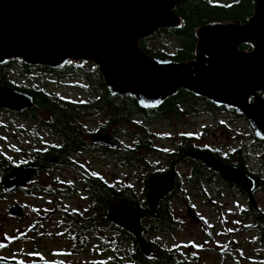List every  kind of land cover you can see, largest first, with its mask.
<instances>
[{
    "label": "flooded vegetation",
    "instance_id": "flooded-vegetation-1",
    "mask_svg": "<svg viewBox=\"0 0 264 264\" xmlns=\"http://www.w3.org/2000/svg\"><path fill=\"white\" fill-rule=\"evenodd\" d=\"M65 67L21 69L48 74L52 82L62 83L68 78L81 83L82 93L67 99L49 96L39 84L24 87L33 94L42 92L67 111L54 116L31 110L34 97L26 91L22 92L32 97L31 106L20 111L0 110L4 117L15 118L17 129L32 141L27 157L6 162L0 168V204L5 203L4 212L0 208V244L4 245L0 247V264H183L184 260H176L177 255H185L183 242H158L152 234L180 227L172 212L179 199H228V188L236 187L201 159L189 156L191 151H206L226 167H238L254 179V204L244 191L237 190L245 200L243 213L252 222L246 229L264 255V197L255 196L264 182L237 157H228V112L247 123L250 131L245 144L252 141L254 146L264 148V141L253 135L241 113L180 89L158 107H139L136 111L125 108L127 114L120 119L119 97L123 95L110 92L101 74L88 77L86 68L65 77L73 73ZM87 67L91 70L93 66ZM107 100L112 102L107 104ZM185 119L196 121L198 130L172 128L162 138L166 146L156 145L158 136L150 125ZM106 137L111 144L102 141ZM154 159L156 163H152ZM18 167H35L38 171L22 186L6 190L2 181ZM63 168L67 172L59 173ZM170 171L174 172V185L154 203L149 178ZM16 196L36 202L8 203ZM113 205H122L133 213L145 242H138L133 232L108 220V209ZM184 205L191 220L204 227L189 203ZM165 210L173 217L171 227L157 222ZM104 230L109 234L107 241ZM93 232L97 242H89ZM224 235L228 239V222ZM191 258L198 263L196 253ZM223 258L228 262V242Z\"/></svg>",
    "mask_w": 264,
    "mask_h": 264
},
{
    "label": "water",
    "instance_id": "water-1",
    "mask_svg": "<svg viewBox=\"0 0 264 264\" xmlns=\"http://www.w3.org/2000/svg\"><path fill=\"white\" fill-rule=\"evenodd\" d=\"M184 1L0 0V64L19 59L29 66L58 68L68 62H92L110 92L131 95L144 109L158 107L185 89L232 107L247 119L253 135L264 141V0H251L252 14L243 23L200 25L195 31L194 56L187 61L148 55L140 42L160 29L178 27L181 18L175 9ZM242 44L252 49L240 50ZM32 103L29 94L0 83V109L20 111ZM107 137L102 141L111 144ZM188 155L201 159L254 204L255 181L242 169L226 167L206 151ZM37 171L14 168L2 186L6 190L22 186ZM173 175L170 171L150 176L154 203L172 189ZM134 219L122 205L108 209L109 221L145 242Z\"/></svg>",
    "mask_w": 264,
    "mask_h": 264
},
{
    "label": "rangeland",
    "instance_id": "rangeland-1",
    "mask_svg": "<svg viewBox=\"0 0 264 264\" xmlns=\"http://www.w3.org/2000/svg\"><path fill=\"white\" fill-rule=\"evenodd\" d=\"M162 34L159 38L145 40V46L150 50L163 49L173 52L176 41L165 38ZM88 62V61H87ZM76 63V62H75ZM93 66L92 62H88ZM89 68V67H88ZM76 75L69 74L65 77ZM7 80L16 86L32 88L39 84L44 87L49 96L53 94L62 99L78 97L82 92L76 79H62V83L50 81L53 77L48 74L37 73L36 70L24 72L21 68L9 69L6 76ZM64 78V77H63ZM91 120V119H90ZM94 122L90 123L93 125ZM17 120L11 117H4L0 114V168L6 162L19 160L27 157L31 152L32 141L25 133H20L17 129ZM151 130L157 135L156 145L163 148L167 142L163 141L167 131L172 128H184V130H198V123L188 119L181 122L172 120L166 123L150 125ZM249 127L244 120H238L237 116L228 112V157L241 160L261 181L264 182V148L254 146L252 141L245 144L249 139ZM43 133V131H40ZM237 150V153H236ZM152 163H156L154 159ZM113 171L116 169L113 168ZM1 172V171H0ZM65 168L59 173H66ZM42 178V176L40 177ZM258 199L264 197L263 188L255 194ZM11 197L8 203L18 201L35 203L32 199L25 197ZM173 209V216L180 222V227L174 231H159L152 234L158 242H183V257L176 256V260H184L183 264H264V255L254 244L253 234L246 228L252 222L248 221L243 212L245 200L237 190V187L228 188V199L222 197L210 198H185L179 199ZM188 202L191 211L198 215L204 227L191 220L187 214L184 203ZM5 203L0 204L4 212ZM27 213V211H26ZM228 222V239L225 237L226 224ZM231 229V231H229ZM104 240H108L109 234L104 230ZM102 234V232H98ZM96 232L89 235V242H97ZM228 242V262H224L225 246ZM195 250V251H194ZM196 253L199 256L198 263H193L191 255ZM222 256V257H221Z\"/></svg>",
    "mask_w": 264,
    "mask_h": 264
},
{
    "label": "trees",
    "instance_id": "trees-1",
    "mask_svg": "<svg viewBox=\"0 0 264 264\" xmlns=\"http://www.w3.org/2000/svg\"><path fill=\"white\" fill-rule=\"evenodd\" d=\"M253 6L251 0H185L180 3L176 9L175 13L181 18V23L176 28L160 29L156 31L149 39L159 38L165 35L167 39L176 41L173 52H167L163 49L150 50L145 46V40L140 42V47L147 51L149 54L154 56H164L169 57L172 60L183 62L191 59L194 56L195 44H196V29L205 23L211 21H238L245 22L248 17L252 14ZM240 50H251L252 46L250 44H242L239 46ZM88 62H68L65 67V71H70L73 73H81L88 69V77H92V73L100 75L97 67L93 65L92 69L89 70ZM44 67V66H35ZM22 68L27 69L29 65L23 64L19 59L8 60L4 64H0V83L8 87H12L19 91H26L34 97V104L30 108L34 111L50 112L52 114L58 115V111H67L65 106H58V103L52 102L46 95L42 92H36L33 94L32 91L25 89L24 87L16 86L15 84L9 82L6 78L9 69ZM182 95V94H181ZM112 102V100H107V104ZM120 104V119H124L127 114L124 109L129 108L130 111H136L139 109L138 103L135 98L131 95H123L119 97ZM1 110V109H0ZM241 116V115H240ZM59 117V116H58ZM62 120V119H61ZM172 216L165 213L162 220L157 221L161 226L172 225Z\"/></svg>",
    "mask_w": 264,
    "mask_h": 264
},
{
    "label": "snow or ice",
    "instance_id": "snow-or-ice-1",
    "mask_svg": "<svg viewBox=\"0 0 264 264\" xmlns=\"http://www.w3.org/2000/svg\"><path fill=\"white\" fill-rule=\"evenodd\" d=\"M229 231H231V229ZM3 246H4L3 244H0V247H3Z\"/></svg>",
    "mask_w": 264,
    "mask_h": 264
}]
</instances>
